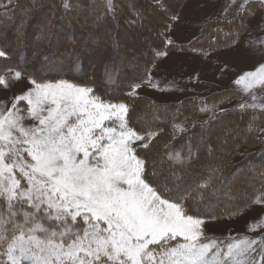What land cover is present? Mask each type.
Returning a JSON list of instances; mask_svg holds the SVG:
<instances>
[{"label":"snow or ice","instance_id":"6c2138e0","mask_svg":"<svg viewBox=\"0 0 264 264\" xmlns=\"http://www.w3.org/2000/svg\"><path fill=\"white\" fill-rule=\"evenodd\" d=\"M63 6L69 9V0ZM247 6L244 0L237 14ZM105 9L115 17L114 0H105ZM109 38L91 31L85 47L70 53L74 67L83 71L81 58L100 52ZM0 58H8L2 47ZM101 63L106 81L118 78L122 69L110 55ZM48 64L45 57L42 65ZM24 75L30 86L0 107V264H264V235L226 241L207 235L203 206L220 194L221 170L207 157L227 148V139L201 136L186 150L166 145L167 160L157 167L143 152L158 133L130 126L126 102L98 94L94 81L46 79L11 64L0 65V88L10 90ZM233 83L251 96L238 105L241 112L264 109L253 91H264V56ZM129 87L134 94L139 84ZM202 104V112L210 110ZM215 119L200 125L201 132ZM172 127L174 139L189 131L183 123ZM193 164L204 170L195 184L185 178Z\"/></svg>","mask_w":264,"mask_h":264},{"label":"trees","instance_id":"16d2710c","mask_svg":"<svg viewBox=\"0 0 264 264\" xmlns=\"http://www.w3.org/2000/svg\"><path fill=\"white\" fill-rule=\"evenodd\" d=\"M135 6H140L138 9L145 12L144 18L139 20L140 28L139 33H147L149 42L146 40L143 42L148 47L152 46L154 39H161L163 44V38L156 30L163 20L165 9L156 7V4L150 2V0H136ZM172 1V0H171ZM6 0H0V7L4 5ZM43 2L42 6L40 4ZM71 7L65 9L63 6V0H16L13 6L7 10L11 14L8 16L0 13V22L2 33H0V46L5 49L8 53V58H0V65H18L24 67L29 72L36 71L46 79L52 78H72L76 77V81L81 84L89 83L94 81V88L98 94L113 98H119L120 101L126 102L129 105V116L130 126L131 118L136 110H143V122L146 126H143V131L158 128L157 137L152 141L148 150L143 152L150 162L167 160L166 156V145L170 147H180L185 150L191 145H195L200 142L201 136H204L206 140H220L223 142L227 139L228 146L221 152L218 151L214 157H207V151L205 149L204 156L212 160L215 164L220 167V171L216 175V188L225 191V194L218 200L217 196L209 202H206L203 206L208 215L205 219L219 218L228 214H233L236 211L244 208L248 205L256 196L264 193V187L261 182V175L264 174L263 166L264 159V146L257 151H249V155L245 156L243 160L234 162V157L241 145L246 147H254L258 142L252 137L254 134V126L252 124L251 129L246 128L250 122L253 121L252 116L250 119L248 113L238 111L236 108L224 110L225 114L219 116L221 111L214 112L206 119L196 123L195 128H189L186 133H181L173 138L170 127L173 122L179 120L201 118L207 112H202L201 108L204 107L202 102L206 101L208 106L217 105L218 103L225 100L223 93H213L208 95L202 101L196 98H187L181 102L169 103V104H158L152 105L147 108H142L143 98H135L128 95L129 84L134 85L136 82L141 81L147 75L146 70L148 69L151 61L152 54L148 53L147 47H144L142 43L125 44L123 47L120 46V40L122 36L119 35L120 26L130 30L134 26H137L136 21L130 20L125 22L127 19L128 11L125 5L123 10L116 8V5L125 4V0H114V11L115 17L111 13H106L105 0H69ZM79 6L84 10L85 13L95 14L102 16V23L107 27V32L110 33L109 39L106 40V47L101 49L99 58L96 55H89L87 58L82 57L83 71L74 67L76 60L75 56L70 55L74 50L83 49L85 47V40L91 31H96L99 25L89 23L88 20L82 21L79 16L73 17V10L75 6ZM6 12V11H5ZM23 12L22 22L17 26L16 32L11 31V23H15L17 16ZM4 13V12H3ZM127 15V16H126ZM70 16L71 18H69ZM44 18L38 29L41 32H37V25L39 18ZM89 17V16H88ZM159 18V20L157 19ZM129 18V17H128ZM233 24L232 27L237 29L238 22ZM100 21V22H101ZM109 22L115 25L114 31L109 29ZM144 22V27H143ZM33 24L34 27L32 26ZM90 24L92 27H90ZM98 24V23H97ZM150 24L153 26V30L150 28ZM10 32L5 30L6 26ZM237 25V26H236ZM77 26V32H73L74 27ZM231 27V26H229ZM125 29V31H126ZM67 35V36H65ZM160 36V37H159ZM38 37V41L34 40ZM56 41L54 48L53 41ZM113 40L116 43H113ZM54 41V42H55ZM160 43V45H161ZM165 43V42H164ZM25 45H28L30 53L27 59V51ZM132 47L133 51L146 53L145 56L136 58L133 62H130L127 66L119 63L120 71L118 78H114L112 81H106L104 76V68L101 63V56L104 54L110 55L112 60L117 62L119 54H124L128 51V47ZM164 45V44H163ZM126 46V47H125ZM128 46V47H127ZM170 45H166V47ZM142 47V48H141ZM165 47V48H166ZM52 48V49H51ZM127 49V50H126ZM46 54V55H45ZM118 56V57H117ZM127 59V55H124ZM47 57L49 64L43 66L42 62ZM22 67V68H23ZM60 76H57V73ZM146 101V100H145ZM135 103L140 104L138 109H135ZM146 103V102H145ZM154 115L155 119H149L150 116ZM213 115L217 116V119L210 122L205 127L204 132H201L200 125L210 120ZM239 130L238 134H234V130ZM193 135L195 139H192ZM255 135V134H254ZM159 167V166H158ZM203 169L199 164H193V166L187 170L185 178L189 182L195 184L199 182L200 176L203 173ZM220 200L222 202H220Z\"/></svg>","mask_w":264,"mask_h":264},{"label":"rangeland","instance_id":"374dc122","mask_svg":"<svg viewBox=\"0 0 264 264\" xmlns=\"http://www.w3.org/2000/svg\"><path fill=\"white\" fill-rule=\"evenodd\" d=\"M14 2L16 0H11L9 5V0H6L5 4L0 7V13L7 11L10 6H13ZM150 2L156 4L157 8L165 9V16L159 26L156 27L157 33L163 38L164 45L161 43V39H154L152 46L148 47L143 43L145 40L146 43L149 42V39L146 38L147 33L143 32L137 35L140 28L139 20L142 17L137 19L136 12L141 13L143 18L145 12L138 9L140 6H135L136 0H125V4L116 5V8H120V10H123L126 5L125 9L128 11L127 15L129 18L127 17L125 22L128 23L130 19L136 21L135 23L137 24L130 30L124 28L123 25L120 26L121 28L118 30V34L122 36L119 38L121 39L119 41L121 43L120 46L123 47V42L125 44L140 42L144 44V47H147L148 53L152 54V61L146 70V77L135 83L139 84V87L134 89V94L131 87L128 92L129 96L143 98L141 106L142 108H147L152 105L181 102L187 98H196L202 101L213 93L224 94L225 100L218 103L215 107L210 106V110L203 117L183 119L175 122L183 123L187 129L191 128L194 122L195 124L199 123L205 120V117L218 110L236 108L240 111L238 105L252 102L250 94L244 92L243 86L235 85L233 82L244 71L251 70L264 56V0H248L247 8L241 9L239 15L237 14V9L244 0H150ZM42 4L43 2L40 6ZM6 5L8 6L5 7ZM71 14H73V17L79 16L82 21H85L84 19L88 20L92 26L93 23L96 25L101 23L96 29L107 32V26L102 23V19L97 24V15L86 12V17H83L84 10L77 5ZM22 16L23 12L17 16L15 23H11V31L16 32L17 26L22 22ZM174 16H178L179 19L173 20L172 17ZM68 17L71 18L70 16ZM157 19L159 20L158 17ZM235 19L239 23L237 29L232 27L233 24H236ZM43 20L44 18H39L37 32H41V29L39 30L38 28ZM2 23L5 22H0V33H2ZM109 23L111 24L108 25L109 29L114 31L115 25L111 22ZM91 24L90 27H92ZM34 25L32 26L34 27ZM101 25H103L102 28ZM7 27L9 26L7 25L5 30L10 32ZM150 28H153L152 24H150ZM77 30L78 27L75 26L72 31L77 32ZM38 39V37L34 38L36 42ZM233 39L238 40V43H228ZM169 40H171V44L168 43ZM52 41V48H54L56 41L54 39ZM166 45L170 46L166 47ZM135 46L138 47L136 44ZM132 47L134 45H130L127 48L128 51L130 50L129 53L125 51L124 54H119V58L115 62L117 68H119V63L127 66L136 58L146 55L143 52L133 51ZM139 48H135V50ZM25 50L27 51L26 56L28 59L30 53L28 45H25ZM125 54L127 59L124 56ZM95 55L98 59L99 53ZM8 75L10 76L11 73H8ZM29 86L28 76L24 75L19 82H14V86L10 90L0 88V107H10L12 97ZM253 91L258 100L264 98V91L259 88ZM135 106V109H138L140 104L135 103ZM139 111L136 110L133 113L134 116L131 118V123L134 128L143 131V126H146V124L142 119L143 110ZM243 113H248L249 119L252 116L253 121L250 123L255 124V135L253 134L252 137L258 143L254 147L241 145L234 157V162L243 160L245 156L249 155V151H257L264 146V142H261L264 141V114H262L264 109H248ZM149 119L156 120V117L152 115ZM172 125L170 132L173 136ZM150 128L152 127H147L145 132L149 130L160 132L158 128ZM238 132V129L234 130L235 135ZM178 134L181 133H176V135ZM139 143L144 142L141 141ZM261 158L264 159V156ZM160 161H158L157 167ZM261 182L264 187V179ZM224 194L225 191L223 189L220 190V194L217 195L218 200ZM258 200L260 202H257ZM220 202L222 201L220 200ZM205 224L207 235L219 240L226 241L229 237L239 238L242 236L255 238L258 235H264V227L257 228L254 232L249 230L250 225H264V193L256 196L248 205L233 214L205 219Z\"/></svg>","mask_w":264,"mask_h":264}]
</instances>
